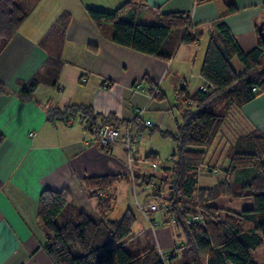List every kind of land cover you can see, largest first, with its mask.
Segmentation results:
<instances>
[{"label":"trees","instance_id":"1","mask_svg":"<svg viewBox=\"0 0 264 264\" xmlns=\"http://www.w3.org/2000/svg\"><path fill=\"white\" fill-rule=\"evenodd\" d=\"M38 1L0 0V54ZM212 1L194 0V5ZM134 5L135 0H129L113 11L89 8L87 15L113 44L165 63L180 45L197 43L188 12H158L156 23L143 24L131 12L126 14ZM237 12V7L229 3L224 16ZM70 19V14L63 12L39 44L48 48L55 39L61 41ZM263 54L264 45L259 37L254 47L244 51L226 24L217 22L200 67L204 90L189 93L185 86L179 85L174 93V107L180 117L174 131H160L154 125L145 127L138 118L118 122L113 114H96L90 106L58 108L50 101L44 104L48 122L68 125V118L78 119L90 134L103 124L118 130L121 124L126 135L132 130L137 134L158 132L171 139L175 150L169 166L160 167L164 176L158 185L151 184V176L135 175L131 181L139 188L150 187L148 197H161L163 224H169L166 218L173 214L174 226H180L184 234V241L175 244L170 254L162 255L153 246L129 253L124 244L134 237L131 235L134 216L127 210L118 219L108 218L115 200L109 193L122 178L113 174L86 177L81 186L86 199L97 202L94 217L70 202L66 188L44 189L38 196L35 217L43 236L41 248L50 264H257L250 253L264 242V130L254 129L236 138L225 153L228 166L224 176L216 184L200 187L197 177L232 109L241 110L264 94ZM234 59L241 65L239 72L233 67ZM62 65L58 56L49 55L41 69L22 83L14 95L22 101L37 100L35 88L42 84L56 87ZM140 83L151 99L165 100V93L150 78L144 75ZM10 94L12 91L0 81V95ZM2 141L0 132V144ZM145 159L159 162L156 153H148ZM164 189L168 195L162 196ZM217 199H251L252 205L234 212L213 205ZM196 213L200 220L187 225V217Z\"/></svg>","mask_w":264,"mask_h":264},{"label":"crops","instance_id":"2","mask_svg":"<svg viewBox=\"0 0 264 264\" xmlns=\"http://www.w3.org/2000/svg\"><path fill=\"white\" fill-rule=\"evenodd\" d=\"M128 1L39 0L0 54V81L12 91L10 95H0V264H50L41 248L43 236L35 217L38 196L44 189L66 188L75 207L95 216L96 200H90L91 213L73 203L74 186L80 189L86 177L119 175L122 180L109 193L115 198V209L117 187L122 181L130 183L123 163H127L131 177L138 176L126 160L128 151L121 141L102 148L78 119L68 125L48 122L44 104L50 101L58 108L90 106L96 114H113L118 122L138 118L151 121L160 131H174L162 101H155L140 90L146 89L141 78L147 76L162 91L164 84L174 93L181 85L192 93L204 85L200 67L216 23L221 20L226 24L242 50L247 51L256 45V27L264 20V0H214L201 6L194 5V0H135L136 5L126 14L131 12L139 23H156L158 12L190 15L191 32L198 37L197 43L180 45L165 63L113 44L88 18L89 8L113 11ZM229 3L238 12L224 16ZM63 12L71 16L64 38L55 39L48 48L42 47L41 39ZM49 55L58 56L63 63L57 86L38 85L35 101L18 99L14 94L21 84L41 69ZM173 101L175 104L174 94ZM119 131L124 139L126 133L121 124ZM155 133L140 135L151 138ZM137 143L131 146L135 148L133 162L139 158ZM148 153L158 155V150ZM130 185L138 191L144 189L132 182ZM114 209L108 218L118 219L112 218Z\"/></svg>","mask_w":264,"mask_h":264},{"label":"rangeland","instance_id":"3","mask_svg":"<svg viewBox=\"0 0 264 264\" xmlns=\"http://www.w3.org/2000/svg\"><path fill=\"white\" fill-rule=\"evenodd\" d=\"M261 64L264 67V54L261 58ZM233 67L236 72L241 71V65L236 59L233 60ZM188 81H190L189 78ZM163 87V92L166 94V99L161 102V104L165 106L163 111L168 114L169 123L172 124V127H175L174 121L177 120L179 122L180 117L179 112L173 106L174 92L172 88H167L165 84ZM75 124L78 125V121H75ZM254 129L260 131L264 130V94L255 102L245 106L241 110L232 109L230 116L225 120L219 135L206 156L204 164L198 172V186L204 188L211 187L223 178L224 171L228 166V160L225 157L228 147L235 143L238 136L245 135ZM143 138L144 141L142 143H137L140 148L138 160L133 162V155L131 156V170L138 176H151V184L158 185L159 179L163 177V172L160 167L169 166L170 157L174 153L175 144L171 139L161 138L158 132L153 134L151 138H147L146 136H143ZM150 146L154 147V151L156 149L158 150V155L160 157L158 169H152L150 167V161L145 160V155L150 150ZM123 164L124 174L127 175L131 183L132 177L128 170V165L126 162ZM130 183L122 181L121 185H119L120 187H117L116 195L118 197L112 214V218H120L129 210L134 216V223L131 228V235L134 237L124 244V248L129 253H136L142 247L153 246L162 255L170 254L176 246V241L178 244L184 241L182 228L180 226H172L168 223L163 224L164 211L162 209H158V211L151 213L139 210V206L145 207L150 201L161 204L162 200L161 197L153 198L147 196L151 192L150 187H144L142 190L140 189V191L145 192V195H140L142 192L134 187L131 188ZM83 194L84 192L81 184L80 189L78 186H74L72 188V201L91 213V205H89L91 202L86 199ZM161 195H168V190L164 189ZM213 205L239 212L244 208L251 207L252 201L251 199H217L213 202ZM263 253L264 242L258 250L250 253V257L257 264H264ZM176 254H179V252L177 251Z\"/></svg>","mask_w":264,"mask_h":264},{"label":"built area","instance_id":"4","mask_svg":"<svg viewBox=\"0 0 264 264\" xmlns=\"http://www.w3.org/2000/svg\"><path fill=\"white\" fill-rule=\"evenodd\" d=\"M139 86V85H138ZM203 90L204 88L201 87ZM140 89V88H139ZM143 91V89H140ZM254 90V89H253ZM74 120L72 118H68L67 119V123L71 124ZM143 125L145 127H152L154 124L149 121V120H144L143 121ZM94 140L102 147L105 148L107 146H109L110 144H114L116 142L121 141L123 143V145L125 146L126 150L128 151L127 153V160L130 161L131 160V156L133 155L135 148L131 147L133 144L137 143V142H143L144 138L143 136H141L140 134H128L126 135V137L124 139H121L120 137V131L116 128L111 127L108 124H103L101 125L93 134H92ZM150 150L154 151V147L150 146ZM150 167L152 169H158V162H152L150 163ZM159 204L154 202V201H150L145 207H141L139 206V210L143 211V212H155L158 211L159 208ZM164 209H166V204L163 205ZM168 222L170 225L174 226L175 224V217L173 216V214H169L167 216ZM193 220H200V215L198 213H196L195 215H193L192 217H187V219L185 220L186 224H191V222ZM176 244H178V242L176 241Z\"/></svg>","mask_w":264,"mask_h":264},{"label":"water","instance_id":"5","mask_svg":"<svg viewBox=\"0 0 264 264\" xmlns=\"http://www.w3.org/2000/svg\"><path fill=\"white\" fill-rule=\"evenodd\" d=\"M256 33L258 35V37L260 38L262 44L264 45V20L262 22H260L258 24V26L256 27ZM169 189L171 188V186L168 187ZM170 197H172V192H170Z\"/></svg>","mask_w":264,"mask_h":264}]
</instances>
